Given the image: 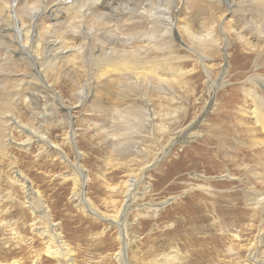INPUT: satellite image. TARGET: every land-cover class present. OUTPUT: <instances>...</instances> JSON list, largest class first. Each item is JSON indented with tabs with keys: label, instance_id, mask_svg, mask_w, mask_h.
<instances>
[{
	"label": "rangeland",
	"instance_id": "obj_1",
	"mask_svg": "<svg viewBox=\"0 0 264 264\" xmlns=\"http://www.w3.org/2000/svg\"><path fill=\"white\" fill-rule=\"evenodd\" d=\"M198 1L175 16L197 36L209 30L212 44L193 45L182 28L167 52L182 74L167 87L80 91L95 77L84 56L66 77H46L61 104L33 85L12 92L0 115L44 140L0 121V264H119L120 230L111 222L119 210L126 264H264V200H250L264 194V130L239 112L255 105L264 123V43L241 20L242 0L230 10ZM174 2L161 7L172 14ZM14 77L0 89L10 90ZM249 148L263 153L251 157ZM15 171L34 191L35 211ZM83 184L97 217L74 197Z\"/></svg>",
	"mask_w": 264,
	"mask_h": 264
},
{
	"label": "bare ground",
	"instance_id": "obj_2",
	"mask_svg": "<svg viewBox=\"0 0 264 264\" xmlns=\"http://www.w3.org/2000/svg\"><path fill=\"white\" fill-rule=\"evenodd\" d=\"M197 1L178 0V3L174 2L176 5L172 6L174 12L172 11L171 14L169 7H161L163 0H0V83L4 79H8L10 75L15 76L14 84L10 90L0 89V108H8L11 105L12 92L14 95L19 91L31 88L30 85H33L37 90L51 91L56 101L61 104L57 91L53 85L47 82L46 77L49 73L56 77L63 75L66 77L67 73L75 72L76 60H80L84 56L86 61L93 65L94 72L91 73L95 77H92L93 80H91L87 76L84 83L80 82V91L99 88L104 91L121 93L137 92L148 89V87L150 90L155 89L156 91V88L160 85L162 87L163 84H166L167 87V84L172 81L176 82L177 77L182 74L180 67L173 63L177 58L168 59L167 57L170 43L182 28L193 45L206 44L210 46L212 44L209 30H205L204 35L198 34L199 36H197L186 25H178L179 17L175 15L179 8H197L201 3ZM242 1L247 10L244 9L241 20L249 29V34L264 43V0ZM219 2L226 9L232 8L233 1L231 0L226 2L219 0ZM249 11L256 17H252ZM177 16L179 15L177 14ZM180 19L179 22L182 24ZM251 29H255L254 33H251ZM19 66L23 69H19ZM26 69L27 71H25ZM161 74L168 77L164 78ZM33 78L34 81H32ZM149 79L154 80L152 82L154 87ZM260 82L264 85V78H261ZM244 92L245 98H252L246 89ZM246 106L239 112L250 117L254 121L253 125L256 124L264 130L262 113L260 115L257 112L258 109L254 107L255 105L253 108L256 110H251ZM10 118L18 127L30 135L36 136L37 140H44L42 134L28 129L24 125H19L10 113L0 115V121L3 119L9 121ZM253 125L250 124V127H246L248 133L254 132ZM2 126L0 124L1 128ZM45 142L56 148L53 143ZM2 144L0 141V146ZM249 150L251 157L257 154L258 158V154L262 155L263 153L260 148H257L256 153L253 148L252 150L249 148ZM59 153L62 152L59 150ZM238 154H243V149H239ZM73 167L80 174L82 183H84V170L79 165ZM15 174L18 178L25 180L23 187L27 191L28 204L35 211L31 203L34 191H31V194L28 193L30 192L28 180L18 171H15ZM135 183V178L128 181L125 200L129 198ZM262 184L264 186V180ZM76 196L83 208L97 216L95 209L88 205L81 193L74 195V197ZM250 200L255 201L254 204L258 205L264 200V194L254 193ZM124 206H126V202ZM120 211L114 219H111V222L121 230L119 231L121 248L116 254V258L119 264H124L123 250L126 251L124 227L121 226V223V225H117L119 221L115 220ZM44 212L48 218L46 211ZM56 239L59 243L58 249H61V241L58 237ZM48 251L56 253L55 251L51 252L50 247H48Z\"/></svg>",
	"mask_w": 264,
	"mask_h": 264
},
{
	"label": "water",
	"instance_id": "obj_3",
	"mask_svg": "<svg viewBox=\"0 0 264 264\" xmlns=\"http://www.w3.org/2000/svg\"><path fill=\"white\" fill-rule=\"evenodd\" d=\"M84 187H85V184L82 185V190H81V195L83 196L84 195ZM89 212V211H88ZM92 214V212H89ZM94 215V214H93ZM96 216V215H95ZM97 217V216H96ZM99 219H101L102 221H107V220H104L100 217H98ZM117 225H120V222L117 224ZM121 231V230H120ZM124 254H125V250H123Z\"/></svg>",
	"mask_w": 264,
	"mask_h": 264
}]
</instances>
